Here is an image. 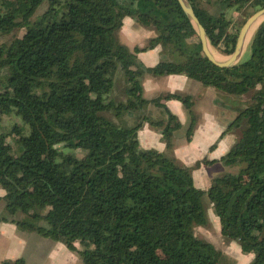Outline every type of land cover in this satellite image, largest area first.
<instances>
[{"label": "trees", "instance_id": "1", "mask_svg": "<svg viewBox=\"0 0 264 264\" xmlns=\"http://www.w3.org/2000/svg\"><path fill=\"white\" fill-rule=\"evenodd\" d=\"M188 1L211 47L225 56L246 20L264 8V0ZM246 7L237 25L226 15ZM125 18L152 32L145 47L120 41ZM0 36H10L0 44V199L16 216L0 221L64 245L82 264H220L216 248L195 235L208 224L207 196L220 235L253 254L250 264H264V22L247 57L225 69L205 58L177 0H0ZM156 47L163 57L156 65L138 62V53ZM144 75H183L229 98L236 112L229 128L241 126V134L219 160L195 167L227 168L207 190L194 185V168L140 147L146 117L120 122L149 103L164 109L165 120L150 124L169 151L180 125L159 101L175 99L193 118L188 96L143 99ZM115 82L123 101L107 99ZM12 115L22 123L2 127ZM10 136L17 149L5 142Z\"/></svg>", "mask_w": 264, "mask_h": 264}, {"label": "crops", "instance_id": "2", "mask_svg": "<svg viewBox=\"0 0 264 264\" xmlns=\"http://www.w3.org/2000/svg\"><path fill=\"white\" fill-rule=\"evenodd\" d=\"M118 34L120 41L129 48H133L134 46L139 47L144 44L145 40L153 37L152 32L140 27L131 18L124 19ZM162 58L159 47L137 54L138 62L145 67L156 65ZM141 84L142 98L145 100L150 101L163 95L177 94L188 96L190 101L193 102V106L196 104V134L202 139V153L207 151V143L213 142L221 137L220 142L222 143L220 149L217 152L210 153L212 159L209 160H219L223 154L229 150L228 138L233 139V137L229 135V125L236 118V112L229 103L223 105V95L221 93L211 87H204L198 82L183 75H168L161 77L144 75ZM159 103L162 104L170 114L182 121L179 132L174 131L173 133L174 140H177L176 143L179 145L174 146L172 153L169 155L177 159V161H179L178 159L183 160V157L187 155L186 152H188V144H184L182 140L183 134L190 124L187 109L181 102L175 99H161ZM163 111L165 110L150 103L142 109L135 110L130 114H125L120 122H124L128 126H131L135 121L145 118L147 115H150L151 119L165 120L166 115ZM138 135L140 147H153L157 151L159 149L160 152L166 150L165 143L159 144L158 142L159 138L162 137L158 129L150 128L144 123ZM191 160H197V158L192 157ZM200 169H202V172L199 171L195 173L194 171L193 173L194 185L201 190H207L211 180L215 177H213V175L208 178V176L204 174L210 170H214V173H218L222 168L219 164L215 163L209 166H202ZM223 169L227 170L226 167H223ZM196 183L199 186H197ZM3 194L4 193L0 190V197ZM0 237H2L0 243H2L3 246H6L4 243L10 246L11 240L12 244L18 247L16 250H12L14 254L7 259L16 260L22 258L26 264H33L41 246H43L44 243H50L47 245V247L50 248L48 249L50 251V264H73L72 260L75 264H79L80 261L77 254L68 250L64 245L53 242L35 233L20 231L17 226L11 222L0 221ZM0 260H3L2 257H0Z\"/></svg>", "mask_w": 264, "mask_h": 264}, {"label": "rangeland", "instance_id": "3", "mask_svg": "<svg viewBox=\"0 0 264 264\" xmlns=\"http://www.w3.org/2000/svg\"><path fill=\"white\" fill-rule=\"evenodd\" d=\"M210 10L212 12H214V9H212L211 7H209ZM44 10L43 9H40L38 14L41 13L42 11ZM250 12V9L248 7L246 8H243L241 9L240 11H236L234 9H230V10H227L226 11V15L227 17L231 18L233 21H234V24L237 25L239 24L242 20L245 19L247 13ZM10 36H0V44L3 43V42H6L7 40H9ZM149 41V39L145 40L144 44L140 45L139 48L141 47H145L146 46V43ZM211 51H214L216 53H218L223 60H225L228 56H225V55H222L220 54L218 51H216L214 48L211 47ZM247 47L245 48V51H244V56H246L247 54ZM247 57V56H246ZM145 67V66H144ZM120 86L118 83L115 82V86H114V91H113V94L109 95V97H107V99L109 100H112L114 102H119V100H121L122 98H124V93L123 91L120 90ZM165 96V95H163ZM163 96H160L159 98H162ZM123 100V99H122ZM190 100V99H189ZM230 102L229 101V98L228 97H225L223 98V105H225L226 103ZM150 104V103H149ZM162 105V104H160ZM146 107V105L144 106ZM190 109H191V112L193 114V118L192 116L190 115V113L188 112L187 110V114H188V117H189V120H190V123L191 121L193 120L194 121V125L191 129V132L189 133V127L187 128V130H185L184 134H183V143L184 144H188V152H186V156L183 157V160H180L178 159L179 161V164H182L183 166L185 167H188V168H194L192 170V177H193V173L195 171V173L201 171L202 172V166L198 167V168H195L197 166V164L199 162H201L202 160L204 159H212L211 158V155L210 153L212 152H217L220 147H221V143L220 142V138L219 137L217 140L213 141V142H209L206 144L207 146V151H204V153H202L201 151V148H202V139L196 134V114H197V111H196V104H194L193 106V102L190 101ZM108 118L110 119H113V113H108L107 114ZM177 119V118H176ZM152 120H159V119H151L150 115H147L146 119L142 122V125L144 123H146L148 125V127L150 128H153L150 124V122ZM174 121V124L175 122L179 125H181V120H173ZM14 123H22L21 122V119L17 116H11V117H8V116H4L2 118V127L4 128H7L9 127L10 125H13ZM142 125L141 127L137 130V138L139 139V135H138V132L139 130L142 128ZM190 125V124H189ZM160 128V127H159ZM179 129H180V126L177 130H175L176 132H179ZM230 129V133L229 135L233 137V139L231 138H228V148L232 147V145L235 143V141L239 138V135L241 134V126H233ZM160 130V129H158ZM182 131V130H181ZM190 134L188 137L187 135ZM189 138V139H188ZM177 140H174V137L172 136V150H167V147H166V150L164 152H160V150L158 149V151L151 147V148H142L143 150H155L157 152H160L166 156H169L170 158H173L171 157L169 154L172 153L173 149H174V146H177L179 144L176 143ZM7 143H10L15 149L16 146V141L14 139V136H10L6 139ZM139 142V140H138ZM159 144H163L166 142V139L165 138H162L160 137L159 138ZM233 142V143H232ZM232 143V145L230 146V144ZM140 145V143H139ZM166 145V143H165ZM141 146V145H140ZM229 148V150H230ZM228 150V151H229ZM65 152H69V153H73L75 154L76 156L78 157H84V152L83 151H80V150H67V149H64ZM227 151V152H228ZM226 152V153H227ZM225 153V154H226ZM223 154V156L225 155ZM222 156V157H223ZM192 157H196L197 160H191ZM175 159V158H173ZM177 160V159H175ZM186 164V165H185ZM216 164H219L221 166V170H219L218 173H214V170H210L208 172H206V174H204L205 176H208V178L212 177H218L220 175H222L224 172H226V170L223 169L224 165L221 163V162H217ZM209 166V165H208ZM231 171H234L231 170ZM197 185V183H196ZM199 186V185H197ZM2 191V190H1ZM3 192V191H2ZM201 203H202V206L204 207L205 209V212H206V218L208 220V224L207 226L205 227H197L195 229V235L197 236V238L199 239H202L210 244H212L216 250L218 251L219 253V263L220 264H250L254 258L253 254H243L241 251H240V248L239 246L237 245V243L233 242V241H230L224 237H222L220 235V225H219V222L217 220V218L215 217L214 213H213V209H212V205L210 203V201L208 200L207 196H202L201 197ZM1 217H8V218H13V219H16V216H13V217H10L9 214L6 213V210L4 208V202L0 199V218ZM18 219H21L20 216H17ZM8 222V221H7ZM36 225H43V226H46V223L44 221H37L35 222ZM18 230L22 231L19 227H17ZM2 239V237H0V240ZM10 243L11 245L10 246H7L8 244H5L6 246H3L2 243H0V257H2L3 260H0V263L4 262V261H14L15 259H7L9 256H12L14 254V252L12 250H16L18 247L16 245H13L12 244V241L10 240ZM50 244V243H48ZM47 243H44L43 246H41V249L39 251V253L37 254V256L35 257L34 259V262L33 264H50L49 262V254H50V251L47 247L48 245ZM73 252V251H72ZM53 253V252H51ZM74 254H77L76 252H73ZM52 255V254H51ZM78 258H79V264H82V261L79 257V255L77 254ZM7 259V260H5ZM72 263L75 264V262H73L72 260Z\"/></svg>", "mask_w": 264, "mask_h": 264}, {"label": "water", "instance_id": "4", "mask_svg": "<svg viewBox=\"0 0 264 264\" xmlns=\"http://www.w3.org/2000/svg\"><path fill=\"white\" fill-rule=\"evenodd\" d=\"M181 10L185 14V16L188 18L199 42L201 45V51L205 58L212 63L214 66L218 68H233L236 67L242 59L244 58V51L245 48L248 46L253 34L257 30V28L264 22V8L256 11L253 13L244 23L242 28L239 31L238 37L236 39V44L234 47V50L231 55L227 57L225 61H218L216 60L211 51V45L209 43L208 37L206 35V32L203 28V26L200 24L198 18L196 17L193 8L191 7L190 3L188 0H177ZM262 20V21H261ZM260 22V23H259ZM258 26L254 30L253 34L251 37L248 39V36L254 26L257 24Z\"/></svg>", "mask_w": 264, "mask_h": 264}, {"label": "bare ground", "instance_id": "5", "mask_svg": "<svg viewBox=\"0 0 264 264\" xmlns=\"http://www.w3.org/2000/svg\"><path fill=\"white\" fill-rule=\"evenodd\" d=\"M262 21V20H261ZM260 23V22H259ZM259 23H257L255 26H254V28L252 29V31L250 32V34H249V36H248V39L247 40H249V38L251 37V35L253 34V32H254V30L256 29V27L258 26V24ZM212 55H213V57L216 59V60H218V61H225V60H223L222 59V57L218 54V53H216V52H214V51H212Z\"/></svg>", "mask_w": 264, "mask_h": 264}]
</instances>
